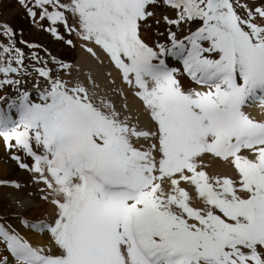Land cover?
<instances>
[{
    "label": "snow or ice",
    "instance_id": "obj_1",
    "mask_svg": "<svg viewBox=\"0 0 264 264\" xmlns=\"http://www.w3.org/2000/svg\"><path fill=\"white\" fill-rule=\"evenodd\" d=\"M18 3L33 23L46 20L42 28L54 39L73 45L62 27L98 45L155 127L139 130L131 117L121 119L113 101L61 78L70 64L52 57L49 67L35 51L40 45L20 40L44 81L34 83L30 98L18 78L28 74L25 52L14 29L0 23L7 40L0 42V90L17 93L0 108V140L55 210L50 221L9 214L46 235L47 252L0 223V243L14 264H264V122L245 111L252 104L264 108V0ZM161 5L175 18L155 20L165 25L168 43L150 46L141 28L151 29L148 21ZM182 24L198 26L178 39L172 27ZM141 139L146 149L134 146ZM206 154L230 162L238 183L209 176ZM181 182L194 186L204 208L190 206ZM0 187L21 184L0 180Z\"/></svg>",
    "mask_w": 264,
    "mask_h": 264
},
{
    "label": "rangeland",
    "instance_id": "obj_2",
    "mask_svg": "<svg viewBox=\"0 0 264 264\" xmlns=\"http://www.w3.org/2000/svg\"><path fill=\"white\" fill-rule=\"evenodd\" d=\"M256 2L259 3L260 0H256ZM153 10L155 12V15L152 18H150V20L148 21V23L152 25L151 29L142 27L140 35L142 39H144V41L148 43L150 46L157 39L162 43H168L166 39L167 34L165 32V25L163 24V22L160 25H156L155 20L161 19L165 15H167L169 18H175L174 11L162 5L155 7ZM170 11L172 12V14H170ZM0 23H6L14 29L16 33L15 39L17 41V46L20 47L25 52V57H26L25 65L29 66L28 74L23 75L18 78H21L23 81H25L21 90L29 91L30 98L35 100V90L33 87L34 83L38 81L41 84V86H43L44 81L42 78L37 77L35 72L32 70L31 65L35 64L34 61H31L29 59L32 50L28 49L25 45L20 44L19 43L20 40H24V41H27L28 43L40 45L41 48L36 49L35 51L38 52V55L41 57L42 61H46L48 63L49 67H53L52 60H51L52 57H55L60 61L70 64L71 68L69 70L61 71V78L67 81L69 85H75L76 83L83 84L85 87L89 89L90 94L92 92L97 93L96 99H98L99 97H105L113 101L115 103L116 110L121 114L120 118L123 119L125 116L131 117L130 122L132 124H135L139 130L154 129L155 127L154 122L151 121L147 111L144 109L142 105V102L133 94L134 93L133 91H135V89H132L123 83L121 75L119 71L115 68L114 64L111 63L110 57H108V55L101 48L99 49V46L96 45L94 42L84 41L81 38H79L75 33L69 34L65 32L62 27H60L58 31L61 33V35L64 36L65 39H71L73 41V45L69 46L67 44H64L62 41H58L54 39L50 33L44 31L42 28V26L43 27L49 26L48 22L45 20V21H39L38 23H33L32 20L29 17H27V15L25 14V9L18 3V0H0ZM69 24L72 27L78 28L77 20L71 16H69ZM196 26L198 25L197 24H192V25L182 24L179 29L173 26L172 30L176 32L178 39H182L183 36L188 34L190 30H195ZM158 32H165V36L164 37L158 36L157 35ZM0 42L7 43V40L6 38H0ZM93 45L95 49L96 48L98 49V51L96 50L95 52ZM87 48H91L93 52L95 53V56L89 53L87 51ZM45 49H47V52L44 51ZM101 53L105 55L106 60L102 59ZM170 64H177V62L170 61ZM108 65H110L111 68H109ZM36 66H43V64L41 63L40 65H36ZM113 70L115 71L116 75H118L119 81L122 83V85L123 86L125 85L124 87L126 89L128 87L125 93L122 92L123 90L121 89V86L117 84L116 78L114 76L111 77V73H113ZM193 87H197V86L193 85ZM120 93H123V95H120ZM128 94L131 96L133 95L138 99V104L136 107L137 109L141 108L139 111V114L136 108L134 107L132 108L131 106H129L130 103H125L128 101L126 99V96ZM0 97H6V99H4L3 101H0V108H5L10 99H15L17 97V93L9 89L0 90ZM124 105H127V107L125 108ZM142 111H144L143 114H140L142 113ZM247 114L250 116V118H252L249 113ZM12 115H13V118L15 119L16 117L15 112H13ZM133 143H134V146L136 147L142 146L144 149L148 147V143L142 139L139 141L134 140ZM0 147H1L0 148V164L2 163L11 164V165L13 164V166L16 169V173L17 172L20 173L22 171V172L27 173V175L31 177L30 173L19 169L16 166L15 162L11 161L8 158L9 154L3 147L2 140H0ZM244 153L245 154L243 155L249 156V158H252L250 153H248L247 151H245ZM217 161H222V160L220 158L215 157V159L212 160V162L211 161L210 162L213 166H215V164L213 163H216ZM218 177H221V178L228 177V178L233 179L237 183L239 180L238 173L235 170L234 166H233V171L230 174L220 175ZM0 180H10V181L14 180L18 182L21 184L20 190L23 187H27V184L22 181V178H20V180L18 178L17 180L15 179V177H12L11 174L10 176L6 178L0 177ZM30 183L33 185L32 181ZM181 183H180V187H183L188 192L191 198L193 196L195 199H199L198 196H195L194 194L193 195L190 194L191 192L189 188L192 185L185 183V182L184 183L181 182ZM39 187L43 188L44 186L41 184L39 185ZM192 187L194 189V192L196 193L194 186ZM0 188H10V187H0ZM35 191L38 194H40L38 190H35ZM31 194L33 196V192H31ZM26 195H29L28 191L26 192ZM191 198H190V201H191ZM44 204H45V207H48L50 205L49 203H46V202H44ZM190 206L196 207V208L205 207L202 205H199V206L190 205ZM19 210H20L19 207L14 204L12 205V208L7 205V207L4 210L1 209L0 211V215H3L6 217V220H3V222L0 220V223L11 225V228L14 229L17 233L19 231V228L14 223L18 222V219L13 218L12 215H9V214L11 211H14L15 213L16 212L19 213L18 214L19 216H22ZM48 211H46L47 213L45 212L46 214H44L43 217L39 218L37 216L36 218H33L32 220H38V219H44V220H49V221L52 220L53 218L49 217ZM44 244L45 245H39V246L35 245L33 247H44L47 252V249L51 247V244L49 243L50 246H47V243H44ZM0 255L2 256V257L0 256L1 259H3L5 256L11 257L10 253L7 252L6 247L3 243H0Z\"/></svg>",
    "mask_w": 264,
    "mask_h": 264
},
{
    "label": "bare ground",
    "instance_id": "obj_3",
    "mask_svg": "<svg viewBox=\"0 0 264 264\" xmlns=\"http://www.w3.org/2000/svg\"><path fill=\"white\" fill-rule=\"evenodd\" d=\"M165 10H167V9H165ZM170 14H172L171 11H170ZM93 48H94L95 52H96V50L98 51L97 48L95 49L94 45H93ZM99 49H100V47H99ZM102 59L106 60V57H105L104 54H102ZM108 67L111 68L110 65H108ZM112 76H114L116 78L117 84L119 86H121V89L123 90L122 92L125 93L127 91L128 87L126 89L124 87L125 85L124 86L122 85V83L119 81L118 75H116L114 70H113V73H111V77ZM197 88H198V86H197ZM126 99L129 102L126 100L127 102H125V103H130L129 106H131L132 108L134 107V108L137 109L136 106L138 104V99L135 96H133V95L131 96V95L128 94L126 96ZM131 107H130V109H131ZM140 109H137L138 110V114H139ZM245 111L251 115L252 119L257 120L258 122H264V108H262V107H260V106H258L256 104H252V105L248 106L245 109ZM143 112L144 111H142V113H140V114H143ZM1 147H2V145H1ZM242 154H245V153L243 152ZM210 156H212V155L211 154H206L203 157V161H202V163L205 166L203 170H205L209 176L228 175V174H230L233 171V165L230 162H225L223 160L222 161H217L216 163H213V164H215V166H213L211 164V162H212V160L215 159V157H213V156L210 157ZM10 174H11L12 177H15V179H17V180H18V178H19V180H20V178H22V181L27 184V187H23L21 190L20 189L19 190H15V189H12V188H0V194H1V196H0V208L2 210H4L7 207V205L12 208V205H14V204L17 205L15 203V201L19 200L25 206V208L27 209L25 211L24 208H21L20 206L17 205L19 207V209H20L19 212L21 213V215L24 218L29 219V220H32L33 218H36L37 216L39 218H41V217L44 216V214L47 213L46 211H48V210H49L48 211L49 217L53 218L54 211H55L53 206L50 204L48 207H45V204H44L43 200L40 198V194H38L35 191V190H37V186H34V185H32L30 183L31 182V177L29 175H27V173L22 172V171L20 173L19 172L16 173V169L13 166V164L12 165L11 164H3V163L0 164V177L1 178H6V177L10 176ZM181 185H182V183H181ZM164 188H165L166 191L169 190L170 186L168 185L167 182H165ZM189 190L191 192L190 194H192V195L194 194L195 196H198V194L196 195V193L194 192V189H193L192 186H190ZM27 191H28L29 194H31V192H33V196H32V194L30 196L26 195ZM2 193H3V195H2ZM189 203H190V205H195V206L202 205V206H204V204L202 203L200 198L199 199H195L193 196H192L191 201ZM1 209H0V211H1ZM10 213L16 214V215L19 214L17 212L15 213L14 211H11ZM49 213H51V214H49ZM1 221L3 222V220H1ZM14 224H16L17 227L19 228L18 234H20L25 239H27L28 242L32 246L45 245L44 243H47V246H50L49 245L50 242H49V240H48L46 235L42 236V235H39V234H35L34 232H32L29 229L22 228L20 223H19V221L14 223ZM7 225H9V224H7ZM1 257H0V259H1ZM5 257H7V256H5ZM7 258H9L8 259L9 264H14V260L11 257H7Z\"/></svg>",
    "mask_w": 264,
    "mask_h": 264
}]
</instances>
